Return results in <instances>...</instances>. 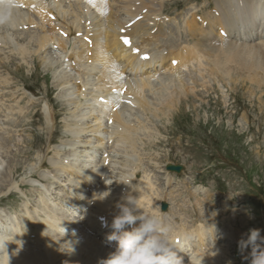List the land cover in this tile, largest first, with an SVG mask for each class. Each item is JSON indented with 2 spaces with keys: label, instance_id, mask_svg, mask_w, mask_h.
Segmentation results:
<instances>
[{
  "label": "bare ground",
  "instance_id": "obj_1",
  "mask_svg": "<svg viewBox=\"0 0 264 264\" xmlns=\"http://www.w3.org/2000/svg\"><path fill=\"white\" fill-rule=\"evenodd\" d=\"M141 3L144 4V1ZM190 4L191 1L183 3L185 7H189ZM92 6L97 9L102 8L99 0H26L23 6L16 7L14 17L10 22L0 23V57L7 58L14 55L16 61L21 63L22 59L32 55V51L35 52L32 57L36 56L40 63L45 64L48 61L59 69L56 71L58 72L57 77L54 76L55 80H53L56 85L40 91L45 96L53 88L62 93L65 92L62 90V87H65L64 84L69 83L62 97L63 95L69 98L76 97L74 100H77L70 104L72 107L65 108L70 119L67 115L61 119L58 144L51 145L49 151L52 150V152L45 160L48 168L44 169L40 165L35 168V164H32L33 170L29 167V176L33 179L21 178L18 183L12 180L17 172L25 171L26 167L24 168L22 162L18 163L17 156L10 151V148H8V155L5 154L7 153L5 144L7 140L4 137L1 138L4 143L0 144V160L5 162L6 169L0 170V195L11 192L16 186L19 190L21 185L26 184L29 187L27 200L32 205H22V208L30 213L33 211L32 207H35L39 210L36 213L40 214L38 220L30 222L34 236L25 232L20 234L12 228L15 236L11 238L12 232L8 231V225H12L9 222L12 215H8V212L0 207V240H8L4 243L11 256L10 264H100V261L106 259L114 250L105 247L106 234L103 232L102 218L110 223L119 211L117 205L123 203L127 195L137 197V203L145 211L171 218L173 239L184 249L177 253L183 259L184 264L229 263L230 259L226 260L228 254L224 249L225 244L222 243L227 242L228 239L229 242L234 241L233 232H229L228 226L219 224V227L214 230V219L209 218V211L206 209L188 211V198L185 199L184 204H178L176 201L182 192L168 194L167 198L170 202L167 204L163 201L166 195H163L159 189L163 177L153 183L154 178L144 171L142 175H138L140 163L146 161L143 157L145 148L156 140L158 141L159 136L166 133L160 129L164 127L167 120L157 123V119L150 116L156 112L153 113L149 107L146 92L150 91L149 96H151L152 90L155 91L154 100L160 103L157 105L161 108L159 112L161 116L165 119L173 118L174 122L179 123H188V118L185 114H180L177 118L176 114H173V110H176L174 105L178 96H174L173 102V94L170 90L175 86L179 94L184 89L185 93L193 95L194 88L197 93L202 94L203 90L215 84L218 91L224 94L229 84L226 83V88H224L218 83L230 81L236 77L237 79L233 82L240 81L241 85H247L252 96L262 99L264 97V27L260 30V26L264 25V22L262 23L264 21V0H214V8L205 14L198 15L191 12L184 19L183 24L194 32L193 40L181 47H174L166 32H157L158 35L154 39L150 38L147 34L153 29L149 28L148 24L142 26L141 20H136L138 9L127 12L123 18H118L116 21L121 22L122 25L135 21L125 31L124 36H128L129 42L134 45V50L149 54L147 60L140 59L138 54H133L135 52L129 51L119 40H114L121 57L118 58L113 52L114 47L109 43L110 33L115 32V19L108 18V23L112 27L105 26L104 18L99 17L103 15L102 11H92L94 14L89 15L82 11L83 7L88 10ZM89 19L92 23H96L94 25L100 32L99 36H96L97 33L96 35L92 33L88 27ZM121 28L120 26L119 31ZM9 29L12 32L8 31ZM220 31H224L225 34H219ZM9 32L10 34L14 32V37L16 34L20 36H17L15 41H10L12 36ZM119 34L117 33L118 36L122 35ZM84 35L90 37V46L83 44ZM137 36L141 39L137 40ZM22 38H25L23 42ZM68 43L69 46H66ZM158 43L161 47L165 45L168 50L165 55L163 53L160 56H153L162 51ZM73 45L76 47H72ZM53 46L56 50H51ZM55 54H64L63 57L73 60L74 65L78 66V71L76 69L68 71L63 66L62 59L55 57ZM43 55L44 57L40 59ZM203 59L206 60L203 61ZM154 60L159 63L156 65L159 68L153 65ZM121 63L124 64L123 68H120ZM160 69H165L169 73L161 76L154 75ZM125 72L132 73L134 77L126 78ZM75 73L79 78L86 79L85 81L83 79L84 82L80 80L85 90L81 94L72 85L75 81ZM0 78L4 79L1 72ZM93 79L96 80L95 83ZM188 83L191 85L190 89H185ZM24 86L32 88V85L28 83ZM3 87L7 93L17 92L14 85L9 83L3 84ZM188 97L185 96L186 99ZM123 100H128L129 103ZM30 101H34L33 98ZM166 101H170V104L166 105ZM17 102L24 105L29 104V101L21 98ZM50 108L46 100L42 102L40 112L44 115L42 125H45L46 130L49 129V123L53 124L50 118L53 119L54 116ZM24 110L27 111V108ZM28 112L32 111L28 109ZM21 114L22 110L19 111V115ZM244 127L246 128L245 125ZM39 128L41 125L36 127V131ZM241 133L246 134V130ZM88 136L89 142L81 145ZM258 138L264 140L263 123H259ZM141 139H146L147 143L143 145L140 142ZM180 142L179 139L177 143ZM251 142H253L252 139ZM251 142L249 148L253 151L254 144ZM258 143L259 149L264 153V142L261 140ZM16 144L17 154L28 157L31 149L22 146L25 150L22 151L20 143ZM216 144L221 145L220 142ZM49 151L46 150L45 153L48 154ZM102 152L107 155L108 162L104 161L105 158L99 159ZM70 153H74V156L69 158L67 155ZM115 153L119 154L118 158H113ZM84 157L87 162L82 160ZM174 158L178 161V156L174 155ZM136 160L138 162L132 164ZM157 160L156 162L159 163ZM255 160L251 156L248 163L243 157L245 165L252 166V161ZM39 163L42 165V162ZM82 164V169H79ZM99 171L104 172L103 180L106 182L101 180ZM161 172L162 175L169 177V173L164 169ZM74 176L77 178L76 191L72 193V196L68 197L65 191V195L54 197L59 194L57 189L63 187L59 184L60 178L65 186L70 187L71 190L74 189ZM54 177L56 181L51 183L50 179ZM185 183L190 184L191 181L187 178L181 184L185 185ZM85 189L90 191L86 196H84ZM46 190H50L51 194L48 195ZM196 193V188L190 189L186 197ZM33 195H39L40 199L32 200ZM52 198L59 199L53 201ZM235 198V195L227 194L226 210L232 204L237 205ZM90 202L91 205L86 208L87 214L84 216L88 220L86 224H83L81 219L84 212L80 209H82L81 206H89ZM63 203L70 204L72 208ZM195 205L199 206L200 201L195 200ZM160 206L164 209H159ZM61 225L68 230V234L64 237H62ZM94 226H97L96 230ZM39 229H41L40 232ZM129 229L131 230V226ZM73 230H75V236L72 235ZM214 231H217V236L219 235L217 239L219 243L212 246L213 244H210L214 238ZM19 242H22V247L18 253L14 254ZM237 246L234 249L238 248ZM114 247L116 248V243ZM6 259V255L0 257V261H4L5 264Z\"/></svg>",
  "mask_w": 264,
  "mask_h": 264
},
{
  "label": "rangeland",
  "instance_id": "obj_2",
  "mask_svg": "<svg viewBox=\"0 0 264 264\" xmlns=\"http://www.w3.org/2000/svg\"><path fill=\"white\" fill-rule=\"evenodd\" d=\"M149 1L150 4L154 3L158 6H170L171 11L169 12V19L173 25H178L177 19L184 17L186 14L183 9L184 2L191 1V3H193L188 8H192L194 4L199 7L207 8L214 0ZM114 2L115 1L113 0H109L112 8L101 17L105 19L110 18L111 20L115 19V32L117 33L119 32L120 26L122 27L123 25L121 22L116 21V19L123 18L125 13L120 12L116 15L115 12L117 11V6ZM175 4H178L179 6H176ZM184 8L186 9L185 6ZM112 10H114L113 13ZM90 12H92V9H90ZM113 15L115 17H113ZM94 24L96 23L92 24L94 29L93 32L97 33V26ZM8 31L12 32L10 29ZM13 33L10 34L12 36L10 41H15V38L20 36L16 34L14 37ZM22 35L24 36L25 34ZM24 39L25 38H22V42ZM188 39V37H185L184 40L179 41L178 43H183ZM72 47L76 46L73 45ZM31 50H33V47H31ZM31 54L34 55L35 52L32 51ZM32 55H29L26 59H22L21 63L17 62L16 59L12 60L14 55L8 56V58H5V56L0 57V72H2V75L3 73L5 75L12 74L16 78L17 84H19L21 78H27L32 74L39 76L40 73V76L42 75L46 78V82H48L49 87L56 85L53 81L57 77V74L54 73L56 71V65H52L48 63V61H46L45 64L40 63L36 56L32 57ZM43 57L44 55L41 56L40 59ZM17 65H19V68H17ZM60 66L63 68L62 65ZM235 79L237 78L234 77L233 80ZM233 80H226L224 82L220 81L218 83L224 88H226V83L229 84L227 86V91L224 90V94H221L218 91L215 84L209 86L206 90H203L202 94L197 93L196 88H194L193 95L185 93V96L189 97L188 99H186L185 96L181 98L180 107H183L182 110H184V108L188 110L190 107V110L194 109L195 112L196 110L200 111L199 114H194L193 117H190L191 123L189 120L188 123L183 125L181 123L174 122L171 118L165 119L157 113L156 115L150 114V116L157 119V123L167 120L166 122H169V124H165L164 127L160 129V131L166 133L160 135L158 141L156 140V142L151 143L145 148L146 151L143 157L146 161L142 162H145L146 165H143L144 163H141V165H143L142 168L145 170V173L154 177L157 174L158 168L163 170L167 163L178 164L180 172L177 174L169 173V177L165 178V174L162 175L159 173V177L162 176L167 180V183H161L159 185L160 192L163 195H166L165 198H163V201L169 203V199L167 198L168 194L173 195L182 192V195L179 197L178 201H176L178 204H184L185 199L188 198V211L192 209H206L209 211V218L211 220L212 218L214 219V230L217 229L219 224H222L224 226H228L230 233L233 232L234 241L232 240L229 242L228 239L227 242H222L225 244L224 249L228 254V259L226 260L230 259V262H226V264H249V260L244 259L243 256H246L250 249L246 250L242 256V254L238 251V248L234 249V247L238 245L237 242L239 239L246 238V234L251 228H259L261 230V235H264V153L263 150L259 149V143L257 142V139H259V123L264 124V97L259 99L257 96H252L247 85L243 86L240 81L233 82ZM20 85L24 87L23 84ZM66 85H69V83L64 84L65 87ZM42 86H45V84L40 85V87ZM65 87H62V90L66 92L65 89L67 88ZM12 90H14V88ZM32 93L33 91L31 90L30 93H24V96ZM62 93H60L59 90L57 93H53V95H49L47 98L44 97L43 94L40 95L43 98H40L39 93H37L34 98L39 105L46 100L47 105L51 107V113L54 117H56V119L58 116H56V113L58 111L61 112L60 117L64 118V116L67 115V118L70 119L65 108L72 107L70 104L76 102L77 100H74L76 97L69 98L64 95L62 97ZM247 95L249 97H246ZM154 97L155 95L152 96V99ZM200 102H202L200 108H196V105ZM83 105L85 106V104ZM36 109L37 108H35L30 117L26 119L27 121L32 120L33 125L23 127V130L20 132V138L29 140L32 136L38 135L32 140L40 144L41 152L38 151V149L34 150L30 148L31 152L28 157H22L14 152L15 147L12 142L5 143L7 146V153L5 154L8 155V145L10 144V151L15 153L18 163L22 162L24 164V168L26 167L25 171H21L19 173L17 172V174L12 177V180L16 183L20 182L21 178H32L29 176L30 172H28V169L29 167H32L30 168L32 170L34 169L32 164H35V168H37L39 161H41L42 158L44 159L41 155L43 154L42 150L44 149L45 144L50 138L52 145L57 144V141L59 140V124H56L55 122L53 124L49 123V129L46 130L45 125H42L44 119L38 118L37 120L34 116ZM175 109L176 110H173V114L177 113L176 115L178 117L181 112L179 110L180 108L176 106ZM35 120H37V123L41 125V128H39V134L35 131ZM4 126L5 124L0 122V128L2 129L0 136L4 131ZM52 127L53 129H50ZM16 128L17 125L12 123L9 125L8 130L12 131ZM28 128L33 129L34 132L30 131ZM240 129L242 131L246 130V134H242ZM47 133L50 136H48ZM243 135H249L247 137L250 138H243ZM9 138L11 139V135H9ZM179 139L181 142L178 144L177 141ZM251 139L253 142H251ZM261 140L264 142L263 139ZM261 140L259 139V141ZM140 142L144 145L147 143V140L141 139ZM216 142H220L221 145L217 146ZM250 142L251 144L255 143L252 146L254 148L253 151L249 148ZM240 143H243L244 145ZM71 147L74 148L73 145H71ZM36 151H38L39 154H37ZM51 152L52 150L49 151L48 154H51ZM174 155L178 156V161L175 160ZM71 156H74V153L67 155L69 158ZM251 156H253L256 160L254 162L252 161V166L245 165L243 163V157H245L249 163ZM156 159H158L157 161L159 163L156 162ZM136 162L138 161L136 160L132 164H135ZM25 163H28L30 166H25ZM5 165V162L0 160L1 170L6 169ZM140 170L142 169H139V172ZM141 173L142 172H140V175ZM52 175L50 177H52ZM187 178L193 181V183L185 185L182 184V188H177L180 185L179 181L183 183ZM50 181L51 183H54L56 181V177L50 179ZM186 186L187 189L185 188ZM195 188L197 189V193L190 194L186 197L188 190H193ZM185 190L187 191L184 192ZM21 192L22 191L19 192L18 190H12L9 196H6V193H2L0 195V207H4L3 209L11 213L17 212V210L21 207L19 199ZM229 193L231 195H235L237 205L232 204L229 209L226 210V197ZM195 200L200 201L199 206L195 205ZM190 206H192V208H190ZM213 237L214 238L210 245L213 244L212 246H215L219 243L217 242V231H214Z\"/></svg>",
  "mask_w": 264,
  "mask_h": 264
},
{
  "label": "clouds",
  "instance_id": "obj_3",
  "mask_svg": "<svg viewBox=\"0 0 264 264\" xmlns=\"http://www.w3.org/2000/svg\"><path fill=\"white\" fill-rule=\"evenodd\" d=\"M16 7V0H0V23L10 22ZM117 207L119 211L113 216L111 231L106 236L108 241H116V248L106 259L101 260L100 264H184L177 254L184 249L173 239L171 218L145 211L137 203V197L131 195H127L124 202ZM102 223L104 227H109L103 218ZM129 226L131 230H128ZM61 227L64 237L68 230L62 225ZM72 235H76L75 230ZM5 241L8 240H0V257L6 255V264H10L11 256L7 252ZM237 243L242 256L250 249L247 255L243 256L249 260V264H264V235H261L259 228L249 229L246 238L239 239ZM21 247L22 242H19L14 254L18 253ZM71 250L74 251L73 248ZM0 264L5 262L0 261Z\"/></svg>",
  "mask_w": 264,
  "mask_h": 264
}]
</instances>
